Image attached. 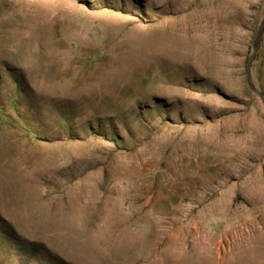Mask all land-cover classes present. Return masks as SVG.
<instances>
[{"label": "rangeland", "instance_id": "rangeland-1", "mask_svg": "<svg viewBox=\"0 0 264 264\" xmlns=\"http://www.w3.org/2000/svg\"><path fill=\"white\" fill-rule=\"evenodd\" d=\"M263 15L0 0V264H264Z\"/></svg>", "mask_w": 264, "mask_h": 264}, {"label": "water", "instance_id": "water-1", "mask_svg": "<svg viewBox=\"0 0 264 264\" xmlns=\"http://www.w3.org/2000/svg\"><path fill=\"white\" fill-rule=\"evenodd\" d=\"M264 40V15L261 19L260 26L258 28L255 40L252 44V49L250 55L247 60V84L250 91L254 94V96L259 99L263 108H264V92L259 89L254 82L253 78V65L258 56V53L261 49L262 43Z\"/></svg>", "mask_w": 264, "mask_h": 264}, {"label": "bare ground", "instance_id": "bare-ground-1", "mask_svg": "<svg viewBox=\"0 0 264 264\" xmlns=\"http://www.w3.org/2000/svg\"><path fill=\"white\" fill-rule=\"evenodd\" d=\"M164 38H165L166 41H169V42L174 39V37H169V36L167 38L165 36Z\"/></svg>", "mask_w": 264, "mask_h": 264}]
</instances>
